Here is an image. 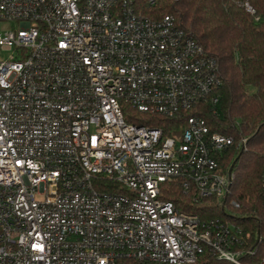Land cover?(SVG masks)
Instances as JSON below:
<instances>
[{"label":"built area","instance_id":"obj_1","mask_svg":"<svg viewBox=\"0 0 264 264\" xmlns=\"http://www.w3.org/2000/svg\"><path fill=\"white\" fill-rule=\"evenodd\" d=\"M0 20L21 23L0 32L14 52L0 59V264H264L263 235L234 222L230 198L228 156L248 137L198 113L218 112V63L171 15L0 0ZM128 107L185 126L133 123ZM176 187L222 215L182 210L165 197Z\"/></svg>","mask_w":264,"mask_h":264},{"label":"trees","instance_id":"obj_2","mask_svg":"<svg viewBox=\"0 0 264 264\" xmlns=\"http://www.w3.org/2000/svg\"><path fill=\"white\" fill-rule=\"evenodd\" d=\"M137 10L154 19L171 15L178 27L217 60L221 81L218 112L214 114L209 103L202 102L198 113L212 131L236 139L248 137L247 148L231 152L227 161L235 173L230 198L239 203L232 208L233 220L251 235L264 237V0H137ZM133 111L128 107V121L160 126L169 134L171 129L185 126V116L172 121L146 113L148 120L138 122L130 116ZM165 197L203 218L222 215L212 199L190 205L178 187Z\"/></svg>","mask_w":264,"mask_h":264},{"label":"rangeland","instance_id":"obj_3","mask_svg":"<svg viewBox=\"0 0 264 264\" xmlns=\"http://www.w3.org/2000/svg\"><path fill=\"white\" fill-rule=\"evenodd\" d=\"M21 23L18 20H0V32L1 31H6V30H14L18 31L20 29ZM14 52L13 50L10 49H5L0 46V59L1 60H6L13 55Z\"/></svg>","mask_w":264,"mask_h":264}]
</instances>
